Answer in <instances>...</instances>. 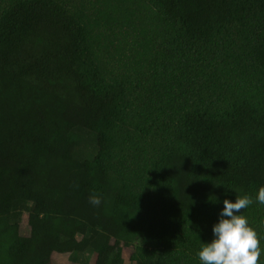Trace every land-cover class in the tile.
Wrapping results in <instances>:
<instances>
[{"label": "trees", "instance_id": "obj_1", "mask_svg": "<svg viewBox=\"0 0 264 264\" xmlns=\"http://www.w3.org/2000/svg\"><path fill=\"white\" fill-rule=\"evenodd\" d=\"M143 1L168 38L158 50L134 30L143 37L134 52L156 54L137 97L103 65L84 11L67 0L2 1L0 264H54L55 254L124 264L120 249L134 241L138 264L148 249L152 264H199L223 201L243 195L264 248V205L255 202L264 186V0ZM130 119L155 145L112 229L46 214L39 155L113 176Z\"/></svg>", "mask_w": 264, "mask_h": 264}, {"label": "rangeland", "instance_id": "obj_2", "mask_svg": "<svg viewBox=\"0 0 264 264\" xmlns=\"http://www.w3.org/2000/svg\"><path fill=\"white\" fill-rule=\"evenodd\" d=\"M2 1L0 0V5L3 4ZM67 1L74 8L84 11L94 23V35L99 36L98 55L109 74L127 77L136 91L134 95H144L145 91L141 86H146L153 80V60L156 54L148 53V50L143 52L142 45L137 46L134 52L131 41L142 39L143 37L134 34V30H142L147 35L146 39L150 40L149 47L161 49L168 36L156 20L155 9L143 0ZM137 104L139 103L135 102ZM134 125L137 124L130 119L118 171L110 177L102 176L96 169H84L74 162L40 154L35 177L38 190L48 198L49 207L44 212L49 215L77 217L92 228L108 233L155 145V140L139 133ZM92 195L100 197L99 206L90 204L89 198ZM137 245L134 241L125 248L121 247L124 264L139 263L130 259ZM68 258L67 255L55 254L52 262L70 264ZM154 258L155 251L148 249L143 264H152ZM262 258L261 256L260 260ZM94 263L95 259H92L91 264Z\"/></svg>", "mask_w": 264, "mask_h": 264}, {"label": "clouds", "instance_id": "obj_3", "mask_svg": "<svg viewBox=\"0 0 264 264\" xmlns=\"http://www.w3.org/2000/svg\"><path fill=\"white\" fill-rule=\"evenodd\" d=\"M90 204L99 206L101 199L92 195ZM255 202L264 205V186L258 188ZM253 200L248 195L236 196L234 201L225 199L218 222L212 226L213 238L202 243L197 252L199 264H259L264 255L260 236L249 224L242 210Z\"/></svg>", "mask_w": 264, "mask_h": 264}, {"label": "crops", "instance_id": "obj_4", "mask_svg": "<svg viewBox=\"0 0 264 264\" xmlns=\"http://www.w3.org/2000/svg\"><path fill=\"white\" fill-rule=\"evenodd\" d=\"M69 262H70V264H82V263H78V262H72L70 259H69Z\"/></svg>", "mask_w": 264, "mask_h": 264}]
</instances>
